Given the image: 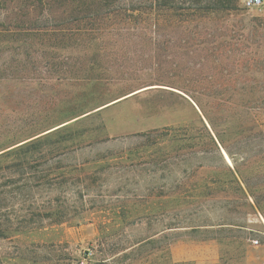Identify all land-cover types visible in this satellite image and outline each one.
Listing matches in <instances>:
<instances>
[{
  "label": "rangeland",
  "instance_id": "1",
  "mask_svg": "<svg viewBox=\"0 0 264 264\" xmlns=\"http://www.w3.org/2000/svg\"><path fill=\"white\" fill-rule=\"evenodd\" d=\"M233 6L0 48V264H264V5Z\"/></svg>",
  "mask_w": 264,
  "mask_h": 264
},
{
  "label": "trees",
  "instance_id": "2",
  "mask_svg": "<svg viewBox=\"0 0 264 264\" xmlns=\"http://www.w3.org/2000/svg\"><path fill=\"white\" fill-rule=\"evenodd\" d=\"M198 2L199 0H0V48L31 46L37 36H51V32L54 36L53 45L67 43V46L82 47L98 42L105 32L116 26V31L124 29L134 36L137 32L159 29L163 24H179L202 12H230L235 9L234 0H210L204 6H198ZM56 32L59 34H55ZM60 34L61 37L58 38ZM149 135L138 134L136 137ZM37 144L38 140L23 144L18 151ZM4 170L0 168V173Z\"/></svg>",
  "mask_w": 264,
  "mask_h": 264
},
{
  "label": "built area",
  "instance_id": "3",
  "mask_svg": "<svg viewBox=\"0 0 264 264\" xmlns=\"http://www.w3.org/2000/svg\"><path fill=\"white\" fill-rule=\"evenodd\" d=\"M242 5L246 9L260 7L264 5V0H242ZM254 245H258V241L254 240L252 241Z\"/></svg>",
  "mask_w": 264,
  "mask_h": 264
}]
</instances>
